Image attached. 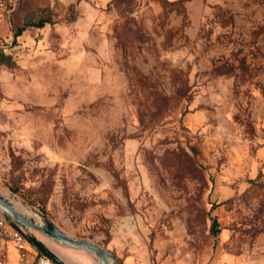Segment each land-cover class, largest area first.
<instances>
[{
  "label": "rangeland",
  "instance_id": "1",
  "mask_svg": "<svg viewBox=\"0 0 264 264\" xmlns=\"http://www.w3.org/2000/svg\"><path fill=\"white\" fill-rule=\"evenodd\" d=\"M44 17L0 38V189L120 264H264V0H22L12 21Z\"/></svg>",
  "mask_w": 264,
  "mask_h": 264
},
{
  "label": "water",
  "instance_id": "2",
  "mask_svg": "<svg viewBox=\"0 0 264 264\" xmlns=\"http://www.w3.org/2000/svg\"><path fill=\"white\" fill-rule=\"evenodd\" d=\"M0 208L9 224L21 232L26 240L41 253L47 255L57 264H67L55 251H53L42 239L33 233L32 229L42 232L54 241L67 247L83 249L96 256L101 264H120L118 257L108 248L99 243L85 238L73 237L61 230L51 219L42 215L43 222L40 224L34 218L17 210L13 203L0 193Z\"/></svg>",
  "mask_w": 264,
  "mask_h": 264
},
{
  "label": "built area",
  "instance_id": "3",
  "mask_svg": "<svg viewBox=\"0 0 264 264\" xmlns=\"http://www.w3.org/2000/svg\"><path fill=\"white\" fill-rule=\"evenodd\" d=\"M22 0H0V19L10 23L13 13L20 7ZM0 47H3L0 43ZM0 233L10 238L16 251V260L13 262L8 256L0 253V264H57L47 255L38 251L24 237L13 228L6 217L0 212Z\"/></svg>",
  "mask_w": 264,
  "mask_h": 264
},
{
  "label": "bare ground",
  "instance_id": "4",
  "mask_svg": "<svg viewBox=\"0 0 264 264\" xmlns=\"http://www.w3.org/2000/svg\"><path fill=\"white\" fill-rule=\"evenodd\" d=\"M0 193L6 198H8L17 210L27 216L34 218L35 221L40 224L43 222L41 217L35 211L29 208L23 201L17 199L16 197L13 198L12 194L8 190L0 189ZM0 212H2L1 208ZM45 242L63 260H65L67 264H85V261L93 262L95 264H101L100 260L96 256L83 249L76 250L71 247H59L55 243L47 239L45 240ZM83 256H86L85 259H83Z\"/></svg>",
  "mask_w": 264,
  "mask_h": 264
},
{
  "label": "crops",
  "instance_id": "5",
  "mask_svg": "<svg viewBox=\"0 0 264 264\" xmlns=\"http://www.w3.org/2000/svg\"><path fill=\"white\" fill-rule=\"evenodd\" d=\"M0 38L3 37V35L6 32V29H10V27L14 28L21 26L23 24V20L18 18L16 22L11 21L10 23L6 22L4 19H0ZM16 24V25H15ZM34 29L33 27H31ZM26 32V31H25ZM0 253L2 255H6L14 262L16 260V251L14 249V246L11 245L9 242H7L3 237L0 238ZM121 264H135L130 258H122Z\"/></svg>",
  "mask_w": 264,
  "mask_h": 264
},
{
  "label": "trees",
  "instance_id": "6",
  "mask_svg": "<svg viewBox=\"0 0 264 264\" xmlns=\"http://www.w3.org/2000/svg\"><path fill=\"white\" fill-rule=\"evenodd\" d=\"M47 22H50V19H47V18H41L39 21L35 22V23H30L28 22L27 20L24 22V24H22L21 26H19V28L14 32V37L15 39L20 36L24 31L25 29L28 27V26H37V27H44V25L47 23ZM3 47H0V57L3 59V61L9 59V56H7L4 51H3Z\"/></svg>",
  "mask_w": 264,
  "mask_h": 264
}]
</instances>
